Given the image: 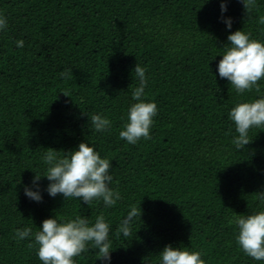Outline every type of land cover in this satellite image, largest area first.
Listing matches in <instances>:
<instances>
[{"label": "trees", "instance_id": "16d2710c", "mask_svg": "<svg viewBox=\"0 0 264 264\" xmlns=\"http://www.w3.org/2000/svg\"><path fill=\"white\" fill-rule=\"evenodd\" d=\"M261 16L264 0L248 19L240 0L224 13L221 0H0V264H43L34 235L18 240L17 230L100 215L110 226V264H160L169 244L201 253L205 264H264L244 253L229 224L264 211L256 194L264 192V127L251 128L252 142L238 150L229 115L264 98V78L259 91L238 93L218 72L231 32L264 43ZM137 63L146 69L142 99L157 104V115L151 139L133 145L119 133L139 102ZM66 69L69 78L60 76ZM87 114L106 117L110 129L91 131ZM81 142L111 162L116 204L52 197L46 178L42 202L29 199L25 186L36 190L48 148L63 158ZM132 206L142 215L116 238ZM73 259L104 264L91 245Z\"/></svg>", "mask_w": 264, "mask_h": 264}, {"label": "clouds", "instance_id": "9594fccd", "mask_svg": "<svg viewBox=\"0 0 264 264\" xmlns=\"http://www.w3.org/2000/svg\"><path fill=\"white\" fill-rule=\"evenodd\" d=\"M228 2L229 0H221L222 13L227 11ZM240 2L244 6L246 18H250L256 9V0H240ZM224 22L230 30L232 19L228 18ZM259 23L264 24V16L259 18ZM6 27L7 19L0 17V30ZM227 39L228 47L225 48L223 58L218 64L220 78H226L238 93L251 91L254 86L256 91H259L257 82L264 78V43L250 39L249 34L243 30L231 32ZM16 44L22 48L24 41H16ZM133 71L135 78L139 80V86L132 92V98L139 102L130 106L128 122L124 124V130L120 131L119 136L134 145L141 138L151 139L150 128L153 117L157 115V104L142 99L147 84L146 69L137 63ZM70 73L71 70L66 69L60 73V76L69 78ZM63 94L68 96L66 93ZM229 115L239 133L232 143L241 150L252 142L249 138V130L253 127H264V98L239 103ZM89 118L91 131L94 129L96 132H103L110 129L111 122L106 117L94 114ZM58 152L60 151L48 148L44 156V162L48 165L46 172L43 175L35 172L33 186L36 190L25 186V195L29 199L42 202L38 181L46 178L50 181L46 191L52 197L62 194L65 201L68 198H77L89 206L94 199L102 200L108 207L116 204L120 195L108 186L113 180L110 174L112 165L108 159L101 158L87 142H81L77 150L64 152L63 158H58ZM256 194L259 200L264 201V192ZM141 215V208L132 206L117 228L116 238H119L121 233L124 237H128L131 234L134 218ZM229 224L237 226L239 230L237 242L244 253L256 261H264V211L248 216L237 215L229 220ZM39 229L35 233L30 227L17 230L16 238L24 240L34 235L35 243L39 246L37 255L43 264H74L73 258L88 251V245L98 250V260L110 264L112 252L110 226L105 222L103 215L98 216L94 223L82 216L67 222H58L55 217L47 218ZM159 257L160 264H205L201 259V253L189 252L181 247L174 248L171 244L163 248Z\"/></svg>", "mask_w": 264, "mask_h": 264}]
</instances>
